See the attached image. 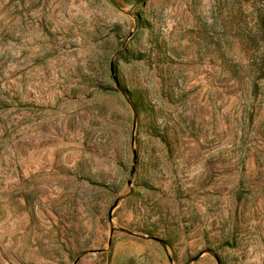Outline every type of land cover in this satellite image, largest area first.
<instances>
[{"label":"rangeland","instance_id":"rangeland-1","mask_svg":"<svg viewBox=\"0 0 264 264\" xmlns=\"http://www.w3.org/2000/svg\"><path fill=\"white\" fill-rule=\"evenodd\" d=\"M0 264H264V0H0Z\"/></svg>","mask_w":264,"mask_h":264},{"label":"water","instance_id":"water-1","mask_svg":"<svg viewBox=\"0 0 264 264\" xmlns=\"http://www.w3.org/2000/svg\"><path fill=\"white\" fill-rule=\"evenodd\" d=\"M110 70H111V72H113V68H112V65H110Z\"/></svg>","mask_w":264,"mask_h":264}]
</instances>
